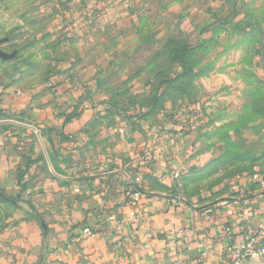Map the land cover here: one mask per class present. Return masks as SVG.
Segmentation results:
<instances>
[{
    "label": "crops",
    "instance_id": "crops-1",
    "mask_svg": "<svg viewBox=\"0 0 264 264\" xmlns=\"http://www.w3.org/2000/svg\"><path fill=\"white\" fill-rule=\"evenodd\" d=\"M244 1V16L261 27L256 44L264 54V0ZM69 8L52 14L72 15ZM59 29L70 39L56 41L65 51L46 82L0 89V264H229L247 227L256 230L264 219V169L219 187L213 201L183 199L175 181L192 133L119 114L95 125L108 114L112 75L99 78L103 64L91 47L82 52L77 31ZM138 30L137 22L121 27L116 41L121 54L136 49L133 59L144 56L147 66L153 45L139 46Z\"/></svg>",
    "mask_w": 264,
    "mask_h": 264
},
{
    "label": "rangeland",
    "instance_id": "rangeland-1",
    "mask_svg": "<svg viewBox=\"0 0 264 264\" xmlns=\"http://www.w3.org/2000/svg\"><path fill=\"white\" fill-rule=\"evenodd\" d=\"M58 1L0 0V51L7 55L0 57V89L46 82L52 60L65 51L56 41L70 39L58 25L70 26L86 46L81 51L91 47L88 54L103 64L98 77L114 81L108 114L95 125H110L119 114L192 133L175 181L183 199L213 201L219 187L264 169L261 27L244 16V0ZM70 5L72 15L52 14ZM109 10L113 18L102 17ZM136 22L139 46L153 45L147 66L144 56L133 59L136 49L121 54L116 41L118 29ZM175 40L191 47L181 65L172 57Z\"/></svg>",
    "mask_w": 264,
    "mask_h": 264
},
{
    "label": "built area",
    "instance_id": "built-area-1",
    "mask_svg": "<svg viewBox=\"0 0 264 264\" xmlns=\"http://www.w3.org/2000/svg\"><path fill=\"white\" fill-rule=\"evenodd\" d=\"M248 175H243V177H246ZM256 176V175H255ZM253 176V177H255ZM252 178V177H251ZM140 176H137L134 178L133 183L136 185L134 188L132 187V191L130 194L132 195V198L134 200L137 199L139 195V188H140ZM248 215L250 217H253V213L251 211L248 212ZM227 232L230 231V228L228 227ZM84 232L90 233L88 229H84ZM247 233L248 237L245 243L237 248L235 251L231 253L230 257V263L229 264H240L244 260H246L250 256L258 255L262 258H264V219L261 220V224L258 229H253L251 226L247 227ZM185 235V232L178 231L175 236L177 238H183ZM206 258V252L201 253V257L199 259L200 262H203V260Z\"/></svg>",
    "mask_w": 264,
    "mask_h": 264
},
{
    "label": "trees",
    "instance_id": "trees-1",
    "mask_svg": "<svg viewBox=\"0 0 264 264\" xmlns=\"http://www.w3.org/2000/svg\"><path fill=\"white\" fill-rule=\"evenodd\" d=\"M190 49L191 47H188L184 43L175 40V45L172 48L173 59L181 65L184 60V57L188 54V52H190ZM177 75H179V73Z\"/></svg>",
    "mask_w": 264,
    "mask_h": 264
},
{
    "label": "water",
    "instance_id": "water-1",
    "mask_svg": "<svg viewBox=\"0 0 264 264\" xmlns=\"http://www.w3.org/2000/svg\"><path fill=\"white\" fill-rule=\"evenodd\" d=\"M0 57H2V58H6L7 55H6L5 53H3V52L0 51Z\"/></svg>",
    "mask_w": 264,
    "mask_h": 264
}]
</instances>
